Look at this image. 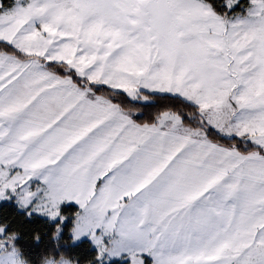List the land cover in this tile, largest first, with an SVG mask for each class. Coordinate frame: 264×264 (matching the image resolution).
Instances as JSON below:
<instances>
[{
  "label": "snow or ice",
  "instance_id": "6c2138e0",
  "mask_svg": "<svg viewBox=\"0 0 264 264\" xmlns=\"http://www.w3.org/2000/svg\"><path fill=\"white\" fill-rule=\"evenodd\" d=\"M0 264H264V0H0Z\"/></svg>",
  "mask_w": 264,
  "mask_h": 264
}]
</instances>
